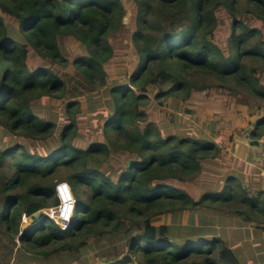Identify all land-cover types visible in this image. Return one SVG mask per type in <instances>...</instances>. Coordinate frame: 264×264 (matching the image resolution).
<instances>
[{"label":"trees","instance_id":"16d2710c","mask_svg":"<svg viewBox=\"0 0 264 264\" xmlns=\"http://www.w3.org/2000/svg\"><path fill=\"white\" fill-rule=\"evenodd\" d=\"M133 1L138 20L133 43L139 64L127 84H109L105 66L115 55L109 38L124 27L122 0H0V127L4 133L21 135L41 147L40 142L56 132L57 122L40 118L32 104L45 97L64 98L65 82L45 68L31 71L28 61L31 48L49 63L69 64L59 37H74L85 48V55L72 65L107 100L100 114L105 116V143L87 149L73 145L78 136L75 114L80 109L74 104L67 105L69 124L54 150L39 152L22 141L0 143V229L36 248L59 245L58 252L71 253L65 260L61 257V264L88 255L92 237L96 245L104 246L98 239L105 236L114 240L105 257L113 254L116 244L126 242L128 253L142 255L139 264H231L229 258L237 257L221 239L180 242L158 218L230 205L232 214L260 224L264 191H258L257 198L248 197V187L242 181L237 185L238 179L231 177L224 189L228 196L221 202L216 196L219 191L197 201L169 184L195 182L204 163L219 159L222 150L203 133L199 136L194 123L181 126V131L175 128L179 124H172L170 132H164L148 121V94L157 91L155 100L164 105L169 99L186 103L198 92L215 89L234 98L242 96L251 102V118L257 116L264 109V36L245 21L264 23V0ZM221 9L234 17L228 56L212 40ZM252 136L264 137V119ZM117 154L133 157L131 164L124 162L125 169L115 170L109 163ZM58 182L72 187L77 210L81 209L79 220H75L77 213L69 228L61 229L44 216L22 232L23 214L31 218L59 205Z\"/></svg>","mask_w":264,"mask_h":264},{"label":"rangeland","instance_id":"374dc122","mask_svg":"<svg viewBox=\"0 0 264 264\" xmlns=\"http://www.w3.org/2000/svg\"><path fill=\"white\" fill-rule=\"evenodd\" d=\"M122 2L126 8L124 27L120 32L109 38L115 54L114 58L105 66L109 84H127L129 77L136 71L139 64V57L133 43V35L138 28L137 8L133 0H122ZM218 16V27L213 34L212 40L228 56V39L231 36L234 17L232 18L224 9L219 11ZM237 19H240V17H237ZM245 22L251 27L260 29L264 36L263 22L255 19H247ZM59 47L63 56L69 61V64L65 67L54 65L45 58L34 55V50L31 48H29L30 58L28 61L31 71L45 68L51 70L65 82L66 95L64 98L45 97L32 104L33 110L40 118L57 122L58 128L56 132L46 141H41L42 146L39 147L28 143L26 138L21 135L4 133L0 127V143L22 141L31 149L38 148L39 152L45 149L54 150L60 143L59 135L62 129L69 124L68 104L80 107L78 113L75 114L78 136L74 140L73 145L80 149H87L96 142H106L103 129V118L105 116L100 115L105 111L106 97L101 93L100 89H93L72 65L73 61L84 56L86 51L81 43L71 36L59 37ZM156 93L157 91H151L148 94L150 98V104L147 109L148 121L154 122L164 132H170L169 129L173 127L172 124H179L180 127L175 128L181 131L184 128L183 125L194 123L196 125L195 131L199 136L203 133V138L212 140L222 150L219 159H210L204 163V171L195 182L184 183L172 180L168 182L169 184L186 191L187 194L197 201L208 192L219 191L216 196L218 201L221 202L228 196L224 189L227 187L231 177L238 179L234 181L237 185L242 181L243 186L244 182L249 179L248 197L254 198L258 195V191H262L259 182L255 178L260 173V168L254 169V172L251 173L252 167L243 165L242 159L236 153L234 143L235 139L240 136L241 129L247 128L249 120H251V116L247 112L251 102L246 101L242 96L234 98L229 94H224L227 92L213 89V91L198 92L186 103L169 99L164 105H161L155 100ZM236 110L241 113V116L237 118L234 117ZM188 111H192L193 114ZM261 113L264 114V111H261L259 115ZM230 136L233 137L232 141H229ZM43 145L46 147L43 148ZM130 158L133 157L129 156L126 158L125 154H117L111 158L109 164L113 165L115 170L125 169L123 163L126 162L128 164ZM112 177L114 180L117 179L115 176ZM240 190L241 188L239 187ZM215 193L212 194L214 195ZM85 196L80 191V198L84 199ZM261 200L264 201V195ZM261 200H259L260 204L263 203ZM250 204V202L247 203V205ZM80 212L81 209L78 206L76 214L79 213V215H75V220H79ZM233 212L232 206L220 205L217 210L203 207L194 213L185 212L181 215H169L167 218L162 216L158 219H161L160 223H165L172 228V236L180 242L194 241L196 244H200L202 243L200 240L211 242L215 238L221 239L224 242L223 244L231 249L237 257V261L235 258H229L231 264H257L259 259L264 261V231L262 230L264 222L259 224L256 219V221L249 223L244 221L243 217H246L245 215L238 217L232 214ZM253 223H257L259 226ZM27 225H32L31 218H28L27 222L22 221V230ZM48 227H51V225L49 224ZM256 231L259 233L263 231L262 242ZM133 233L135 234V229ZM95 240L96 238L93 237L88 240V246L97 248L92 253V255L95 254V258L91 259L88 264H95L99 258L114 257L119 250H124L125 253H128L126 242H121L114 246V252L111 256L105 257L103 256L105 255L104 252L112 247L114 240L110 236L98 239L99 244H104V246L96 245L98 241L95 242ZM208 242L205 243L207 244ZM58 246L55 244H50L44 248L29 246L22 243V239L19 236L8 234L4 229H0V264H61V257L65 260L71 253L69 254L66 251L58 252ZM136 255L138 261L141 262L142 255L140 252H136ZM52 258L58 259V262L54 261L52 263ZM262 263L260 262L259 264Z\"/></svg>","mask_w":264,"mask_h":264},{"label":"water","instance_id":"95a60500","mask_svg":"<svg viewBox=\"0 0 264 264\" xmlns=\"http://www.w3.org/2000/svg\"><path fill=\"white\" fill-rule=\"evenodd\" d=\"M262 119H264V116H261L254 120L252 126L246 131H244L240 139L236 140L237 151L244 157V160L249 164H257L258 162H264V141L261 139L254 138L252 136L253 131ZM128 163L131 164V161H129ZM244 187H248L247 182H244ZM42 219V214H36L32 216V225L37 224ZM32 225L25 226L22 231L25 232L29 230ZM96 264H137V257L133 254L125 253L110 259H99L96 261Z\"/></svg>","mask_w":264,"mask_h":264},{"label":"built area","instance_id":"2783aa9c","mask_svg":"<svg viewBox=\"0 0 264 264\" xmlns=\"http://www.w3.org/2000/svg\"><path fill=\"white\" fill-rule=\"evenodd\" d=\"M55 192L59 200V205L57 207L43 209L38 214H42L43 217H49L60 228L67 229L76 215L77 199L72 187L67 182H58L55 187ZM28 218L26 214H23L22 221L27 222Z\"/></svg>","mask_w":264,"mask_h":264},{"label":"crops","instance_id":"0c3cea01","mask_svg":"<svg viewBox=\"0 0 264 264\" xmlns=\"http://www.w3.org/2000/svg\"><path fill=\"white\" fill-rule=\"evenodd\" d=\"M249 108L250 107H248L247 109H248V113H249V115H250V112H249ZM262 111H264V109L262 110ZM238 111L236 110L235 111V114H234V117H239V116H241V113H237ZM261 112V111H260ZM259 112V113H260ZM236 113H237V115H236ZM259 113L257 114V116H255V117H253V118H251V120H249V124H248V127L247 128H245V129H241V132H240V136L237 138V139H235V149H236V153H237V155L240 157V159H242V161H243V165L244 166H247V165H249L250 167H252V169H251V173H253L254 172V169H258V168H260L259 169V174L258 175H256L255 176V178H256V180L259 182V185L261 186V190L262 191H264V162H258L257 164H249V163H247L245 160H244V157L237 151V147H236V140H238V139H240L241 137H242V135H243V133H244V131H246L248 128H250L251 126H252V124H253V122H254V120H256L257 118H259V117H261V116H264V114H260L259 115ZM250 121H251V124H250ZM232 133V132H231ZM233 134V133H232ZM255 138V137H254ZM261 140H263L264 141V137L263 138H261ZM246 172V171H245ZM245 182H247L248 183V185H249V179H247ZM256 234L257 235H259L260 236V240H261V242H262V235H263V231H262V233L260 232H258V231H256ZM119 246H122V245H119ZM86 250H88L89 251V254L88 255H86V256H82L81 258H79V259H76V258H74L73 259V263H70V264H88L89 262H90V260L91 259H94L95 257V254L94 255H92V253H93V250H97V248L96 247H90V246H88L87 248H86ZM84 251V250H83ZM120 251V253H119V255L118 256H120L121 254H125V252H124V250H119ZM127 252V251H126ZM53 258H55V257H53ZM52 258V263H54V261L55 262H58V259L57 260H55V259H53ZM110 258H114V257H110ZM110 258H107V259H110ZM259 258V257H258ZM99 259H104V258H99ZM99 259H97V260H99ZM96 260V261H97ZM260 262H263L262 264H264V261L263 260H261V259H259L258 260V262H257V264H259ZM28 264V263H27ZM95 264H96V262H95ZM137 264H139V261H138V258H137Z\"/></svg>","mask_w":264,"mask_h":264},{"label":"clouds","instance_id":"9594fccd","mask_svg":"<svg viewBox=\"0 0 264 264\" xmlns=\"http://www.w3.org/2000/svg\"><path fill=\"white\" fill-rule=\"evenodd\" d=\"M32 218V217H31ZM23 232V231H22Z\"/></svg>","mask_w":264,"mask_h":264}]
</instances>
